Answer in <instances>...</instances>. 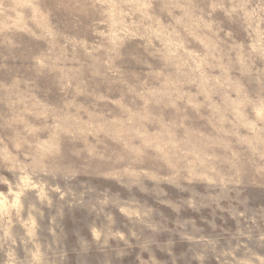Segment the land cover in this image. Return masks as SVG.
Returning <instances> with one entry per match:
<instances>
[{"label":"rangeland","instance_id":"374dc122","mask_svg":"<svg viewBox=\"0 0 264 264\" xmlns=\"http://www.w3.org/2000/svg\"><path fill=\"white\" fill-rule=\"evenodd\" d=\"M0 264H264V0H0Z\"/></svg>","mask_w":264,"mask_h":264}]
</instances>
